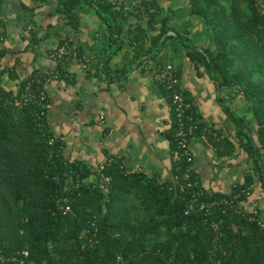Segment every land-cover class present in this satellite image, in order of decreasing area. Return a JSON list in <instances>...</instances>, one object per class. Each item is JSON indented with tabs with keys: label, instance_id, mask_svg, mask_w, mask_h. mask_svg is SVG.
<instances>
[{
	"label": "trees",
	"instance_id": "trees-1",
	"mask_svg": "<svg viewBox=\"0 0 264 264\" xmlns=\"http://www.w3.org/2000/svg\"><path fill=\"white\" fill-rule=\"evenodd\" d=\"M188 1L190 14L202 17L212 31L211 47L200 49L189 33L170 35L167 20L147 43L148 32L137 21L128 28L130 58L116 69L111 62L125 45V23L130 15L139 20L142 13H126L125 2L120 0H59L58 10L77 28V6L85 2L95 8L109 33L97 74L110 83L122 80L135 68L144 69L162 53L169 37L186 48L199 74L206 72L221 89L237 90L251 118L226 108L236 125V147L221 130L202 121L193 100L182 89L191 103L187 111L193 120L189 124L199 122L200 128L209 129L206 133L199 129L196 135L206 136L220 155L232 154L237 148L247 153L251 170L244 182L234 187L235 193H241L239 200L244 201L248 198L244 190L252 193L255 181L264 190V0ZM141 3L146 11L150 5L157 6L156 0ZM157 13L148 16L154 28ZM0 37H4L3 30ZM66 42L71 48L67 39L59 46ZM56 70L61 73L59 78L69 79L61 63ZM4 73L0 69V246L6 253L28 249L38 264H115L119 257L121 264H170L171 260L177 264H264V229L237 209L227 207L213 214L224 232L216 242L198 204L186 213L194 188L182 192L173 180L129 172L115 156L104 162L103 169L65 157V143L51 131L49 115L38 119V107L8 103L24 91L37 71L16 91L2 85ZM171 107L173 121L167 135L173 154L178 126ZM190 164L196 179L194 161L181 162L180 173L173 162V172L181 174ZM203 189L199 202L232 195ZM65 206L70 210L65 211Z\"/></svg>",
	"mask_w": 264,
	"mask_h": 264
},
{
	"label": "crops",
	"instance_id": "crops-1",
	"mask_svg": "<svg viewBox=\"0 0 264 264\" xmlns=\"http://www.w3.org/2000/svg\"><path fill=\"white\" fill-rule=\"evenodd\" d=\"M131 0H128L130 2ZM156 28L148 17L139 20L130 15L125 23V45L112 60L113 69L124 66L130 58L128 28L140 21L148 32V41L158 34L167 20L170 35L189 33L200 49L212 46V31L200 16L189 12L188 0H156ZM59 0H0L3 41L0 42L2 85L16 91L34 72L49 74L57 69L51 52L63 39L71 44L68 78L48 83L51 131L65 143L64 154L95 169L109 157H118L129 172L141 171L160 181L173 180L172 147L167 132L173 116L165 90L152 75L160 62L179 68L181 85L193 100L202 121L222 131L237 147L236 125L226 108L239 116L251 118L245 100L236 89H221L204 72L199 74L186 48L176 39L167 38L163 51L146 65L133 69L122 80L108 82L98 76L99 58L109 39L95 8L85 2L77 6L79 27L68 22L58 10ZM194 171L209 193H230L243 183L252 163L246 152L237 148L220 155L204 135L191 139ZM240 206L245 211L258 210L264 218V190L255 181L251 195Z\"/></svg>",
	"mask_w": 264,
	"mask_h": 264
},
{
	"label": "built area",
	"instance_id": "built-area-1",
	"mask_svg": "<svg viewBox=\"0 0 264 264\" xmlns=\"http://www.w3.org/2000/svg\"><path fill=\"white\" fill-rule=\"evenodd\" d=\"M125 2V12L132 13L134 15L142 13V16L148 17L151 13H156L158 11L157 6L150 5L149 10H145V5L141 3V0H120ZM149 1V0H146ZM1 19V18H0ZM0 31L1 20H0ZM3 41V37H0V42ZM71 54V48L68 43H64L61 46H58L51 52V57H53L57 63H61L62 68L69 70L67 62L69 55ZM145 70H150V66L146 65ZM61 73L58 70H55L49 74L37 72L34 76L29 79L26 83L25 89L21 94L9 100V104H14L15 106L22 107L23 105L32 104L39 108L36 116L38 119H44L49 115L51 110V100L48 93V83L52 79L59 78ZM152 75L155 82L167 90L171 98V104L173 105L174 111L176 113V124L178 126L175 133L176 148L173 151L172 159L173 162L177 165V171L180 173V164L181 162L193 163L194 154L191 148V138L196 135L199 129H202L203 133L209 131L208 127L200 128L199 122L189 124V120H193L192 116L188 114V109L191 106V103L187 101L183 88L181 85V76L179 73V68L171 62H160L152 69ZM52 142V141H51ZM110 161H114L113 158H110ZM105 162V161H104ZM104 162L100 163L99 168H104ZM192 164L188 165L181 174H173V181L175 184H178V190L185 191L188 188H194L193 198L190 201V206L186 213L192 210L197 204L199 205L200 210H203L206 216V222L209 223V226L215 232V241L219 242L224 237V232L221 230L220 223L212 219L213 214L216 211L222 210L225 211L227 207L237 209L238 213H242L250 221L257 222L261 229H264V218L261 217L258 210L245 211L240 206V192H231L230 197H221L215 198L213 200H203L199 202V197H202L205 194V190L201 185L199 178L193 179L192 175ZM181 179L184 180L181 183ZM103 180L109 182V177L103 175ZM176 188V187H175ZM177 192V190H176ZM234 192V193H233ZM247 197L251 195V192L244 190ZM65 211L70 210V206H65ZM121 257L118 258L115 264H121ZM0 264H38L35 260L30 258V252L28 249L23 251H17L13 253H6L5 250L0 246ZM56 264H77V263H56ZM170 264H177L174 261H170Z\"/></svg>",
	"mask_w": 264,
	"mask_h": 264
},
{
	"label": "water",
	"instance_id": "water-1",
	"mask_svg": "<svg viewBox=\"0 0 264 264\" xmlns=\"http://www.w3.org/2000/svg\"><path fill=\"white\" fill-rule=\"evenodd\" d=\"M203 50V49H202Z\"/></svg>",
	"mask_w": 264,
	"mask_h": 264
}]
</instances>
